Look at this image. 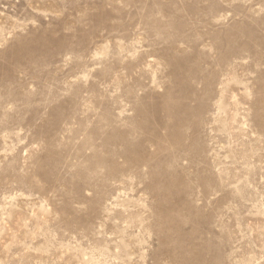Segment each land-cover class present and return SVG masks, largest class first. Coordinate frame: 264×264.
Here are the masks:
<instances>
[{"label":"rangeland","instance_id":"1","mask_svg":"<svg viewBox=\"0 0 264 264\" xmlns=\"http://www.w3.org/2000/svg\"><path fill=\"white\" fill-rule=\"evenodd\" d=\"M0 264H264V0H0Z\"/></svg>","mask_w":264,"mask_h":264}]
</instances>
